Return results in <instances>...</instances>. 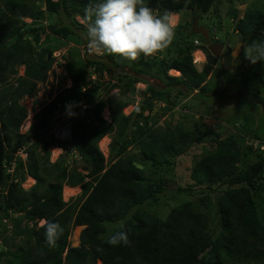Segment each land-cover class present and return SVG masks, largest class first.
<instances>
[{
  "label": "trees",
  "instance_id": "trees-1",
  "mask_svg": "<svg viewBox=\"0 0 264 264\" xmlns=\"http://www.w3.org/2000/svg\"><path fill=\"white\" fill-rule=\"evenodd\" d=\"M97 2L0 0V228L4 234L6 226L12 224L11 239L3 238L7 248L0 251V264H264V214L258 212L255 193L264 173V139L255 134L256 129L249 136L258 143L248 149L243 150L234 137L213 141L211 153L192 165L188 186L178 187L182 193H193L195 187L202 192L208 190L206 193L223 188L215 202V218H211V206L198 207L188 199L167 211L165 218L146 210V205L156 201L167 187L163 181L155 183L133 159L125 157L136 148L142 160L159 168L185 155L196 142L189 131L176 133L178 127L172 128L170 120L164 128L158 127L153 111L160 103L174 108L193 91L200 90V94L206 90V78L218 59L201 46L207 63L200 71L195 68L191 52L196 48L194 37L201 38L192 34L191 18L210 15L216 0H144L160 15L167 12L182 16L183 11L191 15V23L181 22L176 27L182 31L174 42L178 47L175 56L155 61L142 55L130 61L132 75L121 73L117 83L112 82L111 75L104 94L96 97L103 74L111 67H120L118 61L125 59L108 54L105 59L109 64L103 59L83 58L81 62L74 53H67L66 62L57 65L63 68V79L69 80L70 86L58 91L49 103L39 104L27 131L20 132L28 114L20 101L34 98L37 85L47 82L55 61L53 53L59 50L53 42L70 38L79 43L71 25L85 31L90 19L87 9ZM60 11L71 25H43L47 13ZM75 16L82 18L84 25H79ZM26 19L31 22L26 23ZM234 31L241 43L264 38V0L261 8L244 12ZM156 63L157 70L151 73ZM19 68L24 70L22 76ZM263 68L264 60L256 63L255 75L259 76ZM170 69L180 72L181 77L168 76ZM145 76L156 79L165 89L148 85L136 103L134 85ZM112 90L118 93L110 95ZM252 95L264 114L263 92L256 90ZM134 102V111L125 115V108L134 106ZM85 105L89 109L83 108ZM184 105L182 110H188ZM59 106L77 113L70 123L71 139L46 141L40 136ZM104 109L109 112V120L102 116ZM31 110L35 111L34 107ZM162 110L164 116L170 109ZM106 136L112 138L107 158L98 146ZM50 146L74 154L70 160L51 163ZM21 150L26 161L16 157ZM38 150L43 152L41 157ZM252 152L257 160L241 169ZM12 165L13 171L8 173ZM26 177L35 181L29 190L20 187ZM64 187H78L80 193L64 202ZM41 221L44 223L39 226ZM49 221L58 222L64 229L53 248L44 241L45 223ZM76 227L83 229L79 245L71 247L68 238ZM122 227L128 232L129 243L109 246V234ZM17 238L19 243H14Z\"/></svg>",
  "mask_w": 264,
  "mask_h": 264
},
{
  "label": "rangeland",
  "instance_id": "rangeland-1",
  "mask_svg": "<svg viewBox=\"0 0 264 264\" xmlns=\"http://www.w3.org/2000/svg\"><path fill=\"white\" fill-rule=\"evenodd\" d=\"M262 4L263 0H216L211 8L210 15H192V18H195V20L199 19L200 16H203L200 25L207 27L209 30L212 28L215 31L214 36L217 38L218 44L223 46V51L221 58L219 59L218 64L216 65L212 74L210 77L208 76L209 78H206V90L201 92L199 95L191 94L186 99L182 98L181 102L183 105L185 104L184 106L187 107V111L184 109L182 110V103L176 105L174 108H170L169 104L167 103H162L160 105L162 109L163 107L170 109L169 111H165L164 116L161 114V112L164 110L159 107L157 108V106L153 111V117L154 119L157 118L158 127L164 128L166 121L170 120L172 128L178 127L176 128V133L179 132V130L182 132L189 131L193 137H195L196 142L189 148L188 152L175 160L172 159L174 160L172 163L168 165L166 164L165 166L159 168H153L144 160H142V155L136 148H132L125 155V157L133 159L136 166L144 169L148 178L152 179L155 183L163 181L167 187V189L162 194L157 196L156 201L152 200L146 205L145 209L149 212L155 213L159 217L165 218L167 211L169 212V210L177 206V204L182 202L184 199H188L195 203L198 207H201L202 204H208V206H211V218H215V202L223 188L221 189L216 187V192L206 193L208 190L205 189L206 192H202L199 190V188L195 187L196 191L193 193H182L178 192V187L183 188L188 186V177L192 165L202 156L211 153L213 149L211 147V143L213 141H221L229 137H234L238 139V144L243 150L248 149L249 145L253 144L256 146L258 143L251 140L249 136L250 134L254 133L253 131L255 129V134H257L260 139H264V114H262L260 106L256 104L255 98L252 95L254 91L260 90L263 92L264 97V68L262 69V72L259 76L255 75L254 69L256 64L250 63L245 58L247 46L253 41L257 40L249 39L245 43H242L238 56L236 58L231 57V54L236 49V46L241 43L239 41V36H237L234 31L237 21L242 18L244 12L247 9L261 8ZM38 6L42 10L44 9L42 2H39ZM181 15L182 16L179 18L180 23H191L189 22L191 16L189 12L183 11ZM46 18L47 22L44 20L43 25H47L46 23L56 25H71V20L68 19L61 11L57 14L47 13ZM74 19L79 25H84L82 18L75 16ZM24 21L28 24L31 22L29 19ZM173 23L174 18L171 24ZM84 26L85 31H81L79 29H75L76 27L74 28L71 25L74 34L79 38V43L70 38L67 40L57 39L53 42L55 45H58L59 50L53 53L55 61L50 72L48 73L47 82L44 84V86L40 84L37 85V91L34 98H25L20 101V104L23 105L28 111L27 118L20 129L21 133H25L26 128L32 123L33 115L38 111L39 104H44L43 102H45L47 99L50 88H57V90L60 91L69 87L70 81H65L63 79V68L59 66L60 64H64L66 62L64 61V57H66L67 53H74L76 60L81 62H83V58L94 60L103 59V62L109 64L107 59H105L106 55L108 54L96 53L88 48L86 42V25ZM181 31L182 29L180 27L174 29L173 39L169 44H167L166 47L156 53L157 57H155V61L166 59V56L169 55L170 51L176 50L174 42L175 39L178 38ZM44 39L45 36L42 35L41 41ZM73 43H76V45H73ZM175 54L176 52H173L170 56L173 57ZM195 57L198 59V61H202L203 59L199 52L195 53ZM118 63L120 67H111L110 69H107L103 75V78L101 79L103 82H100L102 86L99 88V90H97L95 94L96 97L102 96L104 94L103 92L105 90V84L110 82L111 75L113 76L112 81L115 83L118 82L121 73H128L132 75V70L129 68V60L120 62L118 61ZM124 64L126 66L122 68L121 65ZM157 67L158 66L156 63L155 67H153L151 70V73H155ZM196 69L200 71L202 67H196ZM23 71V68H19V76L23 75ZM142 80H145L142 82L145 84H150L153 88H165L160 82L155 81L150 76H145ZM138 85V83L134 85V88L137 90L141 87ZM145 87L147 88V86ZM138 92H141V90H138ZM117 93L118 91L114 90L109 94L114 95ZM173 93L175 92L173 91ZM126 95H129V93H126ZM133 100L135 102H139L141 100V95L133 97ZM85 106V109H89L90 107L89 105ZM32 107H34L35 111L31 110ZM134 108L136 107L129 105V107L123 112L125 115H129L134 111ZM76 114L77 113L75 112V116ZM144 115L146 116L147 113ZM102 116L105 119L108 118L107 110H103ZM257 126L258 128H256ZM106 140L108 144L106 143L105 147L101 146L102 140L99 142L98 146L103 152L104 156L107 158L109 152L108 147L112 138L107 136ZM48 149L50 152L49 159L51 163L56 162V160H67L68 157V160H70L74 154L73 151L66 152L63 151V149H58L57 147L52 146H50ZM54 149H58V151L55 153ZM37 155L41 157L43 152L38 150ZM16 157L22 161H26L27 159L25 152H19L16 154ZM256 160V156H254L252 152L249 158L245 159V163L241 164L240 168H246ZM262 176L264 177V173L258 180L259 182L257 183V190L255 192L258 207L257 209L260 215L264 214V178H262ZM21 184H25V190H29L30 187L34 185V181L33 179L25 178ZM66 188L69 187L63 188L64 202L77 197L80 193V189L78 188L79 191L76 194L66 197L64 194ZM12 217H18V215L12 214ZM42 224L43 221L39 222L38 225L41 226ZM6 227L8 229L5 234L4 230L0 228V251H4L7 248L4 245L3 238L11 239L12 224H9ZM82 229L83 227H76L71 231L70 237L68 238V242L70 243L71 247H77L79 245V235ZM14 243H19V239H15ZM97 264H100V262H97Z\"/></svg>",
  "mask_w": 264,
  "mask_h": 264
},
{
  "label": "clouds",
  "instance_id": "clouds-1",
  "mask_svg": "<svg viewBox=\"0 0 264 264\" xmlns=\"http://www.w3.org/2000/svg\"><path fill=\"white\" fill-rule=\"evenodd\" d=\"M87 13L90 18L89 21H86L87 46L96 53L115 55L129 61H135L142 55L155 58L157 57L156 53L166 47L174 37V29L169 22V16L171 14L167 12L163 15L157 14L153 9L144 4V0H98L97 3L91 5L87 9ZM193 21H198L199 25L201 23V20L191 18V22ZM208 31L211 41L218 44L217 38L214 36L215 31L209 29ZM194 41L200 43L198 46L194 45L196 48L191 52L195 65L197 62L195 53L199 51L203 53L200 47L204 45L202 44V40ZM221 54L219 58H217L218 61L221 58ZM245 58L252 64L264 60V38L253 41L247 46ZM170 70L167 71V74ZM95 79L96 76L93 75L92 80ZM135 90L138 92L139 89ZM138 93L134 95V97L141 94V92ZM136 103L134 106H136ZM104 120H109V117L108 119L104 118ZM52 147L62 149L58 146ZM26 178L32 179L29 177ZM25 184H21L20 186L21 188L23 187L24 190ZM63 232L64 229L58 222H46L44 231L45 244L49 248L55 247L57 241L63 235ZM106 243L112 247L127 245L129 243L128 232L123 227L114 230L109 234Z\"/></svg>",
  "mask_w": 264,
  "mask_h": 264
},
{
  "label": "built area",
  "instance_id": "built-area-1",
  "mask_svg": "<svg viewBox=\"0 0 264 264\" xmlns=\"http://www.w3.org/2000/svg\"><path fill=\"white\" fill-rule=\"evenodd\" d=\"M194 45L198 46L200 45V43L198 41H194ZM57 91H58L57 88L56 89L50 88L45 102L49 103L55 97ZM45 102L43 103L45 104ZM74 116H75V112H69L65 107L59 106L50 116L49 121L47 122V126L40 137L45 138L46 141L49 139L58 142L70 141L71 139L70 123L72 122V120H74L73 119ZM261 149H264V146H262ZM19 152H23V150L18 151V153ZM11 167L14 166L12 165ZM8 172L11 173L12 169H10Z\"/></svg>",
  "mask_w": 264,
  "mask_h": 264
},
{
  "label": "water",
  "instance_id": "water-1",
  "mask_svg": "<svg viewBox=\"0 0 264 264\" xmlns=\"http://www.w3.org/2000/svg\"><path fill=\"white\" fill-rule=\"evenodd\" d=\"M191 32L193 35L198 36L202 40V44L207 48L208 52L215 58H219L222 46L217 43H213L210 38L209 31L206 27L199 25L198 21H193L191 25ZM241 50V43L236 46V49L232 52L231 57L236 58Z\"/></svg>",
  "mask_w": 264,
  "mask_h": 264
},
{
  "label": "crops",
  "instance_id": "crops-1",
  "mask_svg": "<svg viewBox=\"0 0 264 264\" xmlns=\"http://www.w3.org/2000/svg\"><path fill=\"white\" fill-rule=\"evenodd\" d=\"M173 18H174V23L173 24H171V22H172V20H173ZM179 18H180V15H178V14H171L170 16H169V22H170V24H171V26L173 27V29H175L178 25H179V23H180V20H179ZM194 40H199V41H201L199 38H197V37H194ZM176 50H177V46H176ZM175 50V51H176ZM175 51H170V53H169V55H167L166 57H171L170 55H171V53H173V52H175ZM223 51V50H222ZM196 53H198V52H196ZM199 53H200V55L202 56V61H198V59H197V62L195 63V67H203V65L206 63V57H205V55L202 53V52H200L199 51ZM159 57V56H158ZM201 70V69H200ZM168 76H170V77H175V78H179L180 77V73L179 72H176V71H174V70H170L169 72H168ZM210 77V76H209ZM208 77V78H209ZM142 79H143V77H142ZM155 81H157L156 79H154ZM142 81H145V80H142ZM154 81V82H155ZM159 82V81H158ZM143 83V84H142ZM140 82V83H138L139 85L138 86H141L140 87V89L139 90H141V93L143 92V91H145L146 90V87L145 86H147L148 87V85H150V84H145L144 82ZM163 85V84H162ZM143 86V87H142ZM151 86V85H150ZM164 86V85H163ZM206 86H207V80H206ZM181 88V90L183 91L184 89H183V87H180ZM156 89H160V88H156ZM165 89V88H164ZM164 89H162V90H164ZM198 90H196V91H194L193 92V94H195V95H199L198 93L199 92H197ZM186 99V98H185ZM185 101V100H184ZM183 101V102H184ZM182 103V102H181ZM162 103H160V104H158L157 105V108L159 107V108H161L162 109V107L160 106ZM182 105H183V103H182ZM131 110H132V108H131ZM130 111V110H129ZM187 111V110H186ZM107 113H108V111H107ZM108 117H109V113H108ZM108 119V118H107ZM106 138H107V136H106ZM108 144V143H107ZM59 149V148H58ZM78 188V187H77ZM80 189V188H79Z\"/></svg>",
  "mask_w": 264,
  "mask_h": 264
},
{
  "label": "bare ground",
  "instance_id": "bare-ground-1",
  "mask_svg": "<svg viewBox=\"0 0 264 264\" xmlns=\"http://www.w3.org/2000/svg\"><path fill=\"white\" fill-rule=\"evenodd\" d=\"M196 58V57H195ZM22 127V126H21ZM27 127V126H26ZM25 127V128H26ZM29 127V126H28ZM21 129V128H20ZM28 129V128H27ZM27 131V130H26ZM107 140H106V138H103L102 139V141H101V146L102 147H105L106 146V142ZM54 151H55V153L58 151V149H54ZM79 190H78V188H73V189H69V188H66L65 189V191H64V194H65V196L66 197H68V196H71V195H74V194H76L77 192H78Z\"/></svg>",
  "mask_w": 264,
  "mask_h": 264
}]
</instances>
